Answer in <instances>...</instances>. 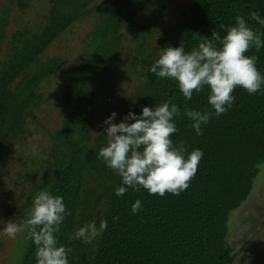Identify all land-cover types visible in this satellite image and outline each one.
Masks as SVG:
<instances>
[{
    "label": "trees",
    "instance_id": "trees-1",
    "mask_svg": "<svg viewBox=\"0 0 264 264\" xmlns=\"http://www.w3.org/2000/svg\"><path fill=\"white\" fill-rule=\"evenodd\" d=\"M97 1L72 0L71 7H51L42 31L25 28L7 39L9 53L0 60V181L13 149L22 144L31 122L41 125L38 113L46 104L44 94L38 91L42 81L59 75L63 68L60 57L46 60L44 53L70 27L90 20L91 14L95 16L90 20L95 27L84 39V50L70 66L64 82L61 127L56 131L46 129L51 144L41 162L31 165V171L17 174V190L8 195L17 202L13 206L16 214H5V218L13 217L22 225L35 195L48 190L63 198L70 213L55 234L58 245L72 249L69 264H233L238 252L227 251L230 214L247 200L264 164V88L249 94L237 87L232 107L219 117L208 104L207 87L194 92L190 101L171 78L164 79L161 91L147 90L153 74L148 69L163 50L172 25L163 27L158 45L149 47L143 38L124 58L127 37L123 29L131 28L137 8L156 0ZM251 11L264 18V0L199 1L184 16L189 22L182 24V46L186 52L197 48L200 41L195 34L210 37L216 30L225 36L238 14L245 17L249 27L264 33V25L250 19ZM4 29L0 21V30ZM246 55L258 57L256 66L264 75V47L259 51L253 48ZM125 70L128 77L133 74L139 79L130 105L136 115L144 106L154 108L167 100L182 111L187 105L213 112L199 136L186 116L174 118L178 129L172 136L174 145L185 142L188 153L195 149L204 153L189 187L179 196L149 195L143 188H129L122 197L117 196L122 179L98 158L108 139L106 125L92 135L98 98L109 80L115 81ZM137 199L143 207L133 214L131 207ZM93 220L97 227L107 220V230L85 244L75 232ZM20 235L23 243L18 264H36L34 242L27 238V231Z\"/></svg>",
    "mask_w": 264,
    "mask_h": 264
},
{
    "label": "clouds",
    "instance_id": "clouds-1",
    "mask_svg": "<svg viewBox=\"0 0 264 264\" xmlns=\"http://www.w3.org/2000/svg\"><path fill=\"white\" fill-rule=\"evenodd\" d=\"M249 17L264 25V18L257 11H251ZM226 33L223 37L216 30L210 37L195 34L200 42L190 52L182 45L168 46L161 50L148 71L158 78L175 80L187 101L192 99L194 92L199 93L207 87L208 104L219 117L232 107L237 87L249 94L264 88V75L256 66L258 57L246 55L253 48L259 51L264 47L261 38L264 33L249 27L245 17L239 14L235 17V25L227 27ZM182 114L192 121L191 126L199 136L203 135L202 125L209 123L213 112L190 109L187 105L182 111L172 100H167L154 108L144 106L140 115L130 110L120 123H113L116 112L104 120L107 146L100 148L98 158L121 177L122 186L116 189L117 196L122 197L129 188L133 191L143 188L149 195L171 193L179 196L189 187L204 153L200 149L188 153L185 142L174 145L172 136L178 131L174 118ZM142 207L143 202L137 199L131 211L136 214ZM67 215L70 213L66 211L63 198L42 190L35 195L22 225L0 220L5 224L2 234L14 239L19 232L27 231V238L36 246V264H69L72 249L58 245L55 235ZM107 226V220H102L99 227L93 220L78 228L75 237L91 244Z\"/></svg>",
    "mask_w": 264,
    "mask_h": 264
},
{
    "label": "rangeland",
    "instance_id": "rangeland-1",
    "mask_svg": "<svg viewBox=\"0 0 264 264\" xmlns=\"http://www.w3.org/2000/svg\"><path fill=\"white\" fill-rule=\"evenodd\" d=\"M199 1L201 0H156L137 8L132 17L131 28L128 31L123 29L127 37L123 57H129V51L137 49L143 38L147 40L149 47L158 45V37L162 35L163 27L171 25V34L163 49L182 45V24L189 22L184 16L192 5ZM103 2L104 0H98L97 4ZM55 6L71 7L73 4L72 0H0V21L5 26L4 30H0V39L3 37L0 42V60L7 58L10 48L7 39H10L15 31L25 28L35 32L42 31L48 21L50 8ZM90 16L91 20L94 14ZM90 20L70 27L43 55L46 60L54 56L60 57L63 68L59 75L42 81L38 91L44 94L46 104L38 113L41 125L31 122L22 144L13 149L7 161L0 181V220L5 223L9 220L17 223L13 217L9 220L5 218V214H16L13 206L17 202L8 195L17 190L14 185L17 183V174L31 171V165L41 162L44 151L51 144L46 129L56 131L61 127L60 103L64 82L69 76L70 66L84 50V39L95 27ZM164 79L151 74L147 90L161 91ZM138 82L139 79L135 75L128 77L126 70L125 73L120 71L115 81L109 80V86L104 87L98 98V107L93 116V136L105 125L104 120L113 112L117 113L113 123H120L127 116L132 103L131 96ZM21 189L23 188H19ZM4 226V223H0V264H18L23 243L20 235L22 231L14 239L8 238L2 234ZM227 240L228 253L238 252L233 264H264V164L260 167L259 176L254 180L252 192L247 200L230 214Z\"/></svg>",
    "mask_w": 264,
    "mask_h": 264
}]
</instances>
